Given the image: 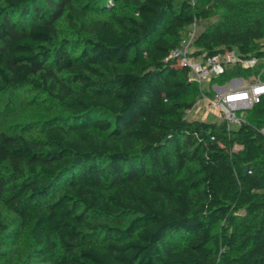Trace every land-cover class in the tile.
<instances>
[{
    "label": "trees",
    "instance_id": "trees-1",
    "mask_svg": "<svg viewBox=\"0 0 264 264\" xmlns=\"http://www.w3.org/2000/svg\"><path fill=\"white\" fill-rule=\"evenodd\" d=\"M111 1H0V95L29 86L60 110L36 135L0 129V264H264V96L229 130L186 118L209 85L169 56L216 10L194 54L263 56L264 0H121L129 14L83 20Z\"/></svg>",
    "mask_w": 264,
    "mask_h": 264
},
{
    "label": "built area",
    "instance_id": "built-area-1",
    "mask_svg": "<svg viewBox=\"0 0 264 264\" xmlns=\"http://www.w3.org/2000/svg\"><path fill=\"white\" fill-rule=\"evenodd\" d=\"M195 22L197 21L194 20L191 25ZM189 27L179 38L177 45L169 50V56L187 68L189 80L200 86L209 84L210 93L201 91L200 100L205 101L206 107L216 109L222 115L226 128L232 129L244 121V115L237 112L245 113L264 96V79L260 75L264 69V55L241 56L235 46L219 53L194 54L196 48L193 43L200 29ZM228 63H237L241 68L258 71L250 74L247 81L244 75L237 74L229 77L227 84L211 82L213 78L224 72V67ZM261 131L264 133V128Z\"/></svg>",
    "mask_w": 264,
    "mask_h": 264
},
{
    "label": "rangeland",
    "instance_id": "rangeland-1",
    "mask_svg": "<svg viewBox=\"0 0 264 264\" xmlns=\"http://www.w3.org/2000/svg\"><path fill=\"white\" fill-rule=\"evenodd\" d=\"M105 6V10H103V8L91 9V11H88L86 16L83 17V20L91 21L94 19H106L112 21L110 17L111 14L130 13L129 8L124 6L121 3V0H116L114 3L111 1ZM219 13L220 11L216 10L211 17L197 21L191 26L201 30L215 21ZM57 32L59 36H73V30H71V27L65 18H60L58 20ZM82 35L89 36V34L85 33ZM249 75L250 74L244 75L245 81L248 80ZM228 81L229 80H226L219 84H227ZM203 85L206 87L209 84L206 83ZM197 100L198 102H195L190 109L185 110L184 117L216 122L223 119L222 115L216 109L206 107L205 101H201L200 97H198ZM58 113H60L58 106L50 98L29 86L14 89L9 93H3L0 95V129L7 132H28L31 135H36L39 127L48 120L56 117ZM237 114L244 115L243 111H238ZM21 241L25 245L26 236Z\"/></svg>",
    "mask_w": 264,
    "mask_h": 264
},
{
    "label": "water",
    "instance_id": "water-1",
    "mask_svg": "<svg viewBox=\"0 0 264 264\" xmlns=\"http://www.w3.org/2000/svg\"><path fill=\"white\" fill-rule=\"evenodd\" d=\"M263 212H264V209H263Z\"/></svg>",
    "mask_w": 264,
    "mask_h": 264
}]
</instances>
